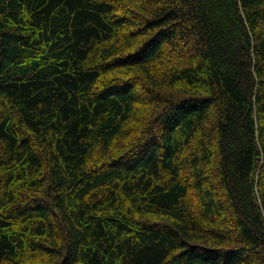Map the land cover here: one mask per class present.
Listing matches in <instances>:
<instances>
[{"label": "trees", "instance_id": "trees-1", "mask_svg": "<svg viewBox=\"0 0 264 264\" xmlns=\"http://www.w3.org/2000/svg\"><path fill=\"white\" fill-rule=\"evenodd\" d=\"M0 264H264V0H0Z\"/></svg>", "mask_w": 264, "mask_h": 264}]
</instances>
